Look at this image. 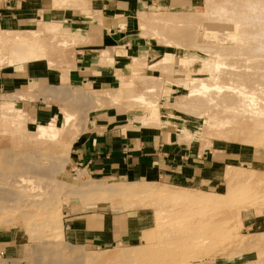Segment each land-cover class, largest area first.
Masks as SVG:
<instances>
[{"label":"rangeland","instance_id":"374dc122","mask_svg":"<svg viewBox=\"0 0 264 264\" xmlns=\"http://www.w3.org/2000/svg\"><path fill=\"white\" fill-rule=\"evenodd\" d=\"M4 1L6 0H0V8ZM159 1L155 7L143 12V17L139 16L140 12L134 14L133 23L135 36L143 47L142 49H148L154 58L159 57L161 54L163 57H167L165 58L166 62L161 66L159 63L162 59H158L161 60L156 64L155 70L151 67L156 72L169 75L168 80L158 82L159 85L154 90L156 92L154 94L155 98L160 95L158 96L159 99L157 98L155 101L159 100L157 102L169 105L170 107L168 106V108H170L174 116H167L166 110L164 108L161 109V112L166 115L161 118V124L168 122L176 129H180L182 142H187L193 148H200L202 152L211 151L212 156V145L221 146L223 152L214 153V161L217 162L216 164L219 163V166L212 167L207 181L196 182L190 186H166L159 183L139 184L113 179H96L84 175L85 173L80 176L82 172L75 170L70 163L66 166L65 173L61 179L64 181H76L77 178H81L82 181L80 180V183L84 182L85 186L80 187L82 192H76L77 195H75L76 193L74 194L73 190V194H71V190L68 188L64 192L62 189L65 187L59 186L58 189L56 187L58 183L56 185V182L38 177L35 182L41 188L37 190V194L42 197L40 199L43 203L41 201L34 202L33 206L31 205L32 207L29 206L26 209L27 211L25 209H18L19 211L15 209V211L12 208L4 212L0 211V264H34L32 259L33 252L35 251L36 253V249H41L43 246L42 240L49 236L51 240L47 242L49 244L47 246L48 250L60 253L67 261H75L78 258L77 256L84 254L86 260L84 259L82 264H135V259L128 261L122 256L124 254L123 251L132 253L133 250H146L151 247L161 248L162 245L165 247L167 243L169 249L167 247L164 249L162 246L163 249L161 251L158 249L160 252H156L157 250L155 249V253L156 255L160 253L162 256L161 252H164L163 254L165 255L167 250L166 255H169L170 258L165 255L168 259H159L157 264H264V136H262V133H264V92L260 91V93L263 92L261 94L258 91L256 92V94H259L256 97L258 98L257 108L263 114L261 116L250 115L251 113H248L247 108L244 106L234 105L233 103L238 94L230 90L232 97L229 94L230 92H228L229 89H227L228 93H224V95H227L224 97L230 95L231 98L228 97L225 104L221 101L223 98L222 94H218L216 91V96L220 95V99L218 98V103L222 104L220 106L206 107V105L208 106L207 100L212 93L206 98L201 97L205 101H202L199 97L200 102L188 99L184 102V98L190 94V90H196L200 86V82H194L192 78H206L208 79L207 83L218 84L222 87H225L224 84L227 87H232L235 83H240L244 92L252 89L259 80L261 82L264 80V72H260L264 70L263 68V70H260L261 67H264V53L261 52L263 38L259 37L258 30L260 29L256 26L248 28L247 22L250 14L248 4L251 0ZM29 2L28 5L23 4L21 6L23 8L28 7L34 1L30 0ZM46 3H51V6L43 9L39 15H43V12H50L52 15L46 17L44 21L35 22L33 27L16 28L12 26L11 22L7 26H3L0 20V37L4 43H1L0 51L15 49L18 52L17 56L10 57L15 62V65L35 60H46L47 63L48 60L53 61L55 63L52 65L56 67L47 64L48 68L56 71L59 69L58 72L53 73L62 77L67 76L74 69L72 64L73 59L76 58L75 50L77 47L90 42L88 34L79 25H94L98 23L103 26L106 25L109 17L102 11V0H51ZM234 19L239 20V22L237 23ZM33 31L42 32L41 37L38 36L36 38L30 35V32ZM65 33L74 36L76 38L75 43L66 48H61L59 44V48L56 47L57 42L61 41L60 38L62 39V35H65ZM16 35L19 36L20 41H29L31 48L28 49V47L19 45V43L16 46L9 45L11 42H18L16 41ZM50 35H55L58 37L56 40L59 39L60 41H56ZM54 42L55 44L52 45ZM142 49H140L141 53ZM121 51L118 53L120 56H126L129 59L141 58L138 53L135 56H128L126 51ZM141 53L140 55H142ZM216 55H219L220 58H216ZM19 56L27 57V60L17 61ZM103 57L104 55H102L103 65L115 67V61L112 57L108 56L110 58L108 60H104ZM173 57L185 59L186 66H177V63H174V65L171 61ZM215 61H220V63L224 64L223 69L229 70L228 72L225 71L230 77H236L234 82H230L231 86L228 80L227 84L224 81L226 79L221 77V71L224 73V70H219V73H215V78L220 76L221 79L219 80L222 81L223 78L224 84L218 82L219 80L217 82L212 80L209 74L205 75V73L200 74L198 72L202 70L204 63H213ZM144 64L146 65V63ZM3 66L1 69L10 67L7 64ZM258 67L260 68L259 70H257ZM142 70L146 71L145 66H142ZM211 73L212 71H210ZM115 74L122 75L119 72ZM130 74L126 81L121 80V84H119L120 82L115 83L112 88L103 90H97L91 86L71 89L68 86L59 87L52 85L45 91L39 88L38 92H40V95H35L29 99L39 101L40 98L44 97V100L50 103L49 107L52 109L54 118L47 120L46 123L34 124L28 119L26 112L21 109V106L17 105L16 101L26 99V96L18 95L11 98L0 96V109L7 102L12 103L14 109H16V114L13 117L3 115L0 111L1 141L14 143V145L18 141L23 143L22 145L25 148L22 149L20 144L21 149L18 150L19 144H17L15 146L17 151L26 149L29 151L38 150L37 152L44 155L42 157V164L44 165H48L45 158L46 155L54 157L60 155L64 160L70 162V146L75 141L71 142L69 139H72L75 134L80 136L83 132L81 127L82 125L85 127L86 123L84 122L85 114L77 109L80 107L79 104L75 105L70 100L71 96L63 93L66 91L65 89H69L72 92L85 91L88 95L95 92L100 94L102 91L116 93L123 97V101L114 103L109 98L100 99L102 107L98 110L116 108L119 113L128 114L135 125L159 129V123L152 122V118L148 117L144 110L138 107L137 103L135 104L134 99H130L131 96L133 98V95L136 96L145 92V88L141 86L140 82H136L133 79L131 72ZM141 75L146 76V72ZM180 78L186 79L185 82L187 81V84ZM176 79L178 81L180 79V81L177 82ZM52 82L56 84V82ZM258 83L261 84L260 82ZM129 84H132V86L130 87ZM190 84H192L191 89ZM171 85L175 86L176 89H171L169 87ZM235 87L236 85L230 89ZM53 89H60V93H54L51 91ZM223 90L222 93L225 92ZM174 94H176L175 98L169 101L167 96ZM101 95L104 96V93H101ZM128 97H130L128 100L125 99ZM195 98L197 99V97ZM179 104H182L183 109L180 108ZM212 112L217 114L216 120L220 122L223 119H228L229 124L224 128L212 129L208 121ZM21 113L23 118L19 122L16 117ZM64 113L75 115L76 121L70 126L67 125ZM146 118L150 120V123L141 124L140 121ZM52 123L56 128L54 130L48 128L47 130L57 134L58 138L48 140L46 147L40 145L44 147L43 149H40V146L36 148L38 143L34 146L35 142H33L34 144L32 143L33 145L27 142V138L37 135L39 125L48 126ZM216 127H220V125ZM183 130L189 133L186 134V138H184L186 135L182 136L181 132ZM66 133L68 136L65 135ZM195 133H197V136H191ZM22 140L24 141L21 142ZM27 143L30 145H27ZM96 184H102L106 187L108 185V188H113L116 192L109 193L107 191L97 192L91 190L90 188ZM42 186H45L43 187L44 189H42ZM48 188L49 190L46 191L45 189ZM68 190L70 191L69 194ZM49 191H51L50 196H52V192L56 191L54 193L55 199L51 197L54 200L47 196ZM57 192L58 196L56 195ZM60 192L61 194L64 192V194L61 195ZM163 193L164 195L185 194L188 195V198L186 200L170 201L165 199L166 197H164ZM46 198H49L50 202L48 199L44 201L49 202L51 206L48 203L46 205L43 201ZM40 204L42 207H40ZM20 210L24 212L22 213ZM86 216L94 224H99L100 226L104 217H108V222L111 220L110 222L114 226L116 237L118 239L123 238V243H120L121 240H119L118 244L101 248L93 245L88 240L84 241L83 238H80L78 242L77 240H72L71 238H77L75 235L70 238L69 235L71 230L74 229V224L76 226L78 224L82 225ZM53 223L54 225H52ZM35 225L37 228L42 227V225L44 227H40L41 229L39 228L40 230H38ZM24 226H28L26 227L27 229H24ZM60 226L62 229L59 230L58 227ZM45 227H50L49 231L47 228V234ZM60 231H62L61 238H56L57 240H55L54 237H51V235L55 236ZM196 233L199 234L197 235ZM256 237L262 239L257 240ZM53 238L54 241L52 240ZM254 239L255 242L260 241L259 243L261 244L256 242L257 245L253 246ZM159 244L161 245L160 247ZM169 244L174 245H171L172 249ZM247 246L250 247L247 248ZM246 248L247 251L245 250ZM119 253L122 255L120 256ZM61 255H57L56 259L63 263ZM164 255L162 258H165ZM143 262L140 263L148 264L149 261L147 263H145L146 261ZM150 262L149 264H154L153 261Z\"/></svg>","mask_w":264,"mask_h":264},{"label":"crops","instance_id":"0c3cea01","mask_svg":"<svg viewBox=\"0 0 264 264\" xmlns=\"http://www.w3.org/2000/svg\"><path fill=\"white\" fill-rule=\"evenodd\" d=\"M29 1H4L0 8L2 25L7 26L11 22L16 28L33 27L35 22L44 21L46 17L52 15L50 12L39 15L43 9L51 6V3H46L51 0H33L32 5L25 8L21 6L28 5ZM159 2V0H102V11L108 15V22L103 26L98 23L79 25L88 34L90 42L77 47L76 58L72 64L74 69L67 76L62 77L53 73L58 71L48 68L47 64L50 66L53 63L50 60L48 63L46 60H35L18 65L14 62L10 67L0 69V96H26L27 98L23 100L18 98L17 105L21 106L34 124L46 123L47 120L54 118L50 103L46 102L44 97L39 101L29 99L40 95L39 88L43 91L52 85L68 86L71 89L85 86L97 90L112 88V85L119 83L122 78L126 81L131 75L127 70L130 59L120 56L118 53L121 50L126 51L128 56H135L138 53L141 58L146 57V75L167 81L169 75L151 69L163 55L154 58L148 49H142L135 36L133 23L134 14L146 12ZM104 51L114 59L115 67L102 64ZM159 58L161 59L158 60ZM18 60H27V57L19 56ZM116 72L122 76H116ZM169 87L176 89L172 85ZM59 90L51 91L55 93ZM176 94L167 96V99L169 101L174 99ZM133 123L128 114H121L116 108L90 112L84 131L70 146L71 166L91 178L139 184L159 183L166 186H190L196 182L207 181L212 167L219 166V163L216 164L214 161V153L223 152L221 146L212 145V156L211 151L202 152V149L193 148L187 142H182L180 129H176L168 122L160 123L159 129ZM107 218L104 217L100 226L86 216L82 225L74 224V229L69 234L70 238L75 235L77 238H71L72 240L78 242L83 238L84 241L88 240L101 248L118 244L119 240L123 243V238L116 237L114 226Z\"/></svg>","mask_w":264,"mask_h":264},{"label":"bare ground","instance_id":"6f19581e","mask_svg":"<svg viewBox=\"0 0 264 264\" xmlns=\"http://www.w3.org/2000/svg\"><path fill=\"white\" fill-rule=\"evenodd\" d=\"M248 7H249V10H250V14H249V16H248V18H247V22H248V25H249V27L248 28H253L254 26H256L257 28H259L260 30H258V33H259V37L260 38H263V45H262V51L261 52H263L264 53V0H251L250 1V3L248 4ZM140 17H143L144 16V13L143 12H140V15H139ZM234 21H237V23L239 22V20H235L234 19ZM30 35H32V36H34V37H38V36H40L41 37V35H42V32H40V31H33V32H30ZM51 36V35H50ZM54 36V37H53ZM53 36H51L53 39H55L56 40V38H58V37H56L55 35H53ZM63 37H62V39L60 38V40L59 39H57L56 41H60L59 43L57 42V46L56 47H58L59 48V46L61 47V48H66L67 46H70L71 44H73V43H75V41H76V38L74 37V36H72V35H69V34H66L65 33V35H62ZM16 37H17V39H16V41H18V42H16V43H13V42H11V43H9V45H11L12 44V46H16V45H18V43H19V45L21 44L22 46H24V47H28V49H30L31 48V43H29V41H20V38H18L19 36H17L16 35ZM50 38V37H49ZM47 39V38H46ZM55 40H53V41H55ZM52 41V42H53ZM39 42H41V41H39ZM1 43L2 44H4L3 43V41L1 40V37H0V45H1ZM50 43V42H49ZM53 44H55V42L54 43H52V45ZM58 44H59V46H58ZM50 46H51V43H50ZM122 51H124V50H122ZM121 51V52H122ZM120 53V52H119ZM125 53V52H124ZM124 53H122V54H124ZM259 54H261L260 52H258ZM17 54H18V52L14 49V50H9V51H5V50H1L0 51V69L2 68V66L3 65H8V66H11V65H13L14 64V61H12L11 60V58L10 57H14V56H17ZM102 54H103V52H102ZM104 57H103V59L104 60H108V59H110L108 56H109V54L108 53H105V51H104ZM124 55H126V54H124ZM191 57V56H190ZM165 58H167V57H163L162 58V61L159 63L160 64V66L164 63V62H166L165 61ZM209 58V57H208ZM216 58H220L219 57V55H216ZM147 58L146 57H143V58H134V59H131L130 58V60H131V63L128 65V70L132 73V75H133V79H135V81L136 82H140V84H141V86H143V88H145V92L143 93V94H139V95H133V98H132V96H131V98L130 97H128V98H125V99H134V102H135V104L137 103V105H138V107H140L142 110H144V112L148 115V117H150V118H152V122H158L159 124L161 123V118L164 116H169V117H174L173 116V113H172V111L170 110V108H168V106L169 105H166V104H163V103H161V102H157V101H159V100H157V101H155L157 98L159 99V97L158 96H160V95H158L157 96V98H155L154 96V94L156 93L154 90L155 89H157V85H159L158 84V82L160 83V81H161V79H157V78H153V77H149V76H142L141 74H145V72L146 71H144V70H142V66H145V64L144 63H146V60ZM172 61V63L174 64H176L177 63V66H186V60L185 59H178V58H174L173 57V59L171 60ZM54 63V62H53ZM53 63H51V66L53 67L54 65H52ZM142 64H144V65H142ZM174 64V65H175ZM142 65V66H141ZM223 65L224 64H222V63H220V61H215V62H213V63H208V62H206V63H204V66H203V68H202V70L201 71H198L200 74H204L205 73V75H208L209 74V76L211 77V79L212 80H214V81H216L217 82V80H219V79H221V77H223V78H225L226 80H224V81H226V83H227V80H228V83H230L231 81H235L236 80V77L235 76H229V74L228 73H226V71L228 72L229 70H226V69H223L224 67H223ZM155 66L156 65H154V66H152V69L154 68V70H155ZM229 66V65H228ZM4 67V66H3ZM54 67H56V66H54ZM260 67V66H259ZM258 67V69L257 70H259L260 68ZM63 68V67H62ZM61 68V69H62ZM160 68V67H159ZM225 68H227V67H225ZM229 68H230V66H229ZM228 68V69H229ZM264 69V67H261V69L260 70H263ZM157 69V68H156ZM114 70H116V69H114ZM221 70H224V73H222L223 71H221V77L220 76H216V78H215V73L217 72V73H219ZM226 70V71H225ZM58 71H59V69H58ZM117 71V70H116ZM210 71H212V73L210 74ZM219 71V72H218ZM122 72V71H121ZM260 72H264V70L263 71H260ZM259 72V73H260ZM176 74V73H175ZM178 74V73H177ZM180 75H181V73H180ZM183 75V74H182ZM218 75V74H217ZM116 76H118V77H121V76H119V75H116ZM179 76V75H178ZM204 76V75H203ZM223 78H222V81H218V82H222L223 83ZM229 78V79H228ZM120 79V78H119ZM123 79V78H122ZM121 79V80H122ZM137 79V80H136ZM180 79H182V78H180ZM180 79H179V81H180ZM191 79V78H190ZM121 80L119 81L120 83L119 84H121ZM183 80V79H182ZM186 80V79H185ZM185 80H183V82L185 83V84H187L186 82H185ZM192 80L194 81V82H200V86L198 85V83H197V85L199 86L198 87V89H191V85L192 84H190V89L192 90H190V94L189 95H187V97L186 98H184V102H185V100H191V101H199V97H200V99H201V97L202 98H206L210 93H212V97L210 96L209 98H208V106L206 105V107H209V106H212L213 107V105H216V106H220V105H222V104H219L218 103V101H219V97H220V95H217L216 96V94H217V92H218V94H222V96H223V98L221 99V101H223V103L225 104L226 103V99H228V97H230L231 98V96L230 95H228V97H224V96H227V95H224V93H226L227 92V89H229V91L228 92H230V90L232 91H234V92H236V94H238V96L236 97V100L234 101V105H237V106H244L245 108H247V112L248 113H251L250 115H255V116H261V114H262V111L260 110V109H258L257 107V105H258V98L256 97V95L257 96H259V94H261V93H263L264 92V80L261 82L260 80L258 81V82H260L261 84H259L258 82H257V85H254V87H252V89H250L248 92H244L243 91V89L241 88V86H240V83H235V85H236V87L235 88H233V89H230V88H232V87H234L235 85H233L232 87H227L226 86V84H224L225 85V87H222V86H219L218 84H210V83H207L206 81H208V79H204V78H192ZM124 81V80H123ZM176 81L177 82H179L177 79H176ZM176 81H174V82H176ZM182 82V83H183ZM188 82H189V79H188ZM227 83V84H228ZM161 86V85H160ZM230 86H231V83H230ZM159 87V86H158ZM187 87H188V85H187ZM227 87V88H226ZM225 88H226V90H225ZM263 88V89H262ZM118 89H120V88H118ZM224 89V90H223ZM66 91H64L63 93L65 94V93H67V94H69L71 97H70V100H72L73 102H74V104L76 105V104H79V108H77V109H79L78 111L79 112H83L84 114H85V120L87 119V116H88V114L91 112V111H94V110H98V109H100L101 107H102V105H101V103H100V99L101 100H105V99H112V101L114 102V103H118V102H120V101H123V97H120L118 94H116V93H113V92H111V91H102L101 93H104V96H102L101 95V93L99 94L98 92L96 93H90L89 95L87 94V93H85V91L83 92V91H79V92H72V91H70L69 89H65ZM164 90V89H163ZM194 90V91H193ZM222 90L223 91H225V92H223L222 93ZM217 91V92H216ZM258 91V93L256 94V92ZM260 91H263V92H261L260 93ZM167 92V91H166ZM213 92H214V94H213ZM227 92V93H228ZM55 93H60V91H57V92H55ZM169 93V92H168ZM216 93V94H215ZM151 94H153V95H151ZM229 94H231V92L229 93ZM149 95V96H148ZM215 97H214V96ZM232 95V94H231ZM135 96V97H134ZM12 96H9L8 98H11ZM153 97H154V99H153ZM185 97V96H184ZM195 97H197V99L195 98ZM217 97V98H216ZM232 97H233V95H232ZM260 97H262V96H260ZM178 98V97H177ZM196 99V100H194V99ZM219 98V99H218ZM124 99V100H125ZM179 99V98H178ZM193 99V100H192ZM126 100V101H127ZM181 100V99H180ZM202 101H205V100H203V99H201ZM8 101V100H7ZM65 101H66V99H65ZM129 101H131V100H129ZM182 101H183V99H182ZM200 102V101H199ZM205 103H207V102H205ZM181 107L180 108H182L183 109V107H182V104H179ZM170 107V106H169ZM172 107V106H171ZM194 107H196V106H194ZM165 109L166 110V115L165 114H163L162 112H161V109ZM200 109V108H199ZM249 109V110H248ZM175 110H176V108H175ZM209 110V109H208ZM207 110V111H208ZM0 111H1V114H5L6 116H8V115H10V116H14L15 114H16V109H14V107H13V105H12V103H9V102H7V103H4L3 105H2V107H1V109H0ZM192 111V110H191ZM210 111V110H209ZM10 112H12V113H10ZM197 112V111H196ZM214 112V111H213ZM212 112V115H210L209 116V126L213 129V128H224L226 125H228L229 124V121H228V119H223V121H218V120H216L217 119V114H215V113H213ZM217 113V112H216ZM65 114V123L67 124V125H71L73 122H75L76 120H75V115H72V114H70V113H64ZM205 115V114H204ZM263 115V114H262ZM17 119H18V121L19 122H21V120L20 119H22L23 118V114L21 113V114H19V115H17V117H16ZM76 119H77V117H76ZM84 120V122L86 123V121ZM78 121V120H77ZM150 120H148L147 118L146 119H144V120H142V121H140V123L141 124H147V123H150L149 122ZM83 122V121H82ZM77 125V124H76ZM217 125H220V127H216ZM51 129V130H54V128H56L55 126H54V124L52 123V124H50V125H48V126H41V125H39V132L38 133H36L37 135L35 136V137H32V138H27L26 140H27V142H29L31 145H33L34 143L33 142H35V144H34V146H36V143H38L37 144V146H36V148H38L40 145H42V146H44V147H46L47 146V143L46 142H48V140H50V139H56V138H58V135L57 134H55L54 132H51V130H47V129ZM84 125H82V127H81V130L82 131H84ZM79 133V132H78ZM182 136H185L186 134H189L188 132H186L185 130H183L182 132ZM75 134V133H74ZM66 136H68L67 135V133L65 134ZM73 135V134H72ZM71 135V136H72ZM76 135H78V134H75L74 135V137L72 136V139H69L71 142H74L76 139H77V137L79 136H76ZM191 135V134H190ZM189 135V136H190ZM191 136H193V137H195V136H197V133H195V134H192ZM190 136V137H191ZM262 136H264V133H262ZM187 137V135L184 137V138H186ZM18 141V140H17ZM24 140H22L21 142H23ZM201 141V140H200ZM14 142V141H13ZM29 143H27V145H30ZM33 143V144H32ZM17 144H19L18 145V150L19 149H21L20 148V144L22 145L23 143H19V141H18V143H16L15 145H14V143H8V142H3V141H1V139H0V211H6V210H8V209H16V210H18V209H28L29 208V206H33V204H34V202H38V201H41V199L40 198H42V197H39L38 196V194H37V190H39L40 188H39V186H38V184L35 182V179L36 178H38V177H42L44 180H50L51 182H56V185H57V183H58V185L56 186V187H58V189H59V186L60 187H65V188H60V189H62V190H64V192H65V189H69V190H71V194H73L72 193V190H73V192H74V194L76 193V192H78V191H80V187H82V186H85V183L83 182V183H80L82 180H81V178L79 179V178H77L76 179V181H74V180H71V181H64V180H62L61 178L63 177V174L65 173V170H66V166L68 165V164H70V162L69 161H67V160H64L62 157H60V155H57V157H54V156H52V155H46L45 156V158H46V160H47V163H48V165H44V164H42V157H44V155H42L41 153H39V152H37L36 150L35 151H29L28 149H26V150H24V151H17L16 149V147L15 146H17ZM24 145H25V143H24ZM26 146V145H25ZM42 146H40L39 148L41 149H43L44 147H42ZM22 147V149L23 148H25V147H23V145L21 146ZM27 147V146H26ZM44 158V159H45ZM46 160H44V161H46ZM77 175H78V173H77ZM81 175H83V172L80 174V176ZM85 175V174H84ZM45 177V178H44ZM83 178V177H82ZM81 180V181H80ZM48 185H50L49 183H48ZM53 186H54V184H53ZM53 186H52V188H53ZM92 186V185H91ZM90 186V187H91ZM109 186H111V185H109ZM43 187H45V186H42V189H44ZM47 187H49V186H47ZM55 187V186H54ZM41 189V190H42ZM91 190H93V191H97V192H102V191H107V192H109V193H114V192H116V190L115 189H113V188H108V185H107V187L106 186H104V185H102V184H96V185H94V186H92V188H90ZM89 189V190H90ZM46 191L47 190H49V188L48 189H45ZM44 190V191H45ZM50 190H51V187H50ZM68 190V194H69V191ZM88 190V189H87ZM45 191V192H46ZM52 191V190H51ZM51 191H49V194L47 193V196H50L51 195ZM85 191V190H84ZM41 192V191H40ZM44 192V193H45ZM56 191H54V192H52V196H50L49 198L50 199H52V198H54V193H55ZM62 192V191H61ZM61 192H60V194H61ZM64 192L61 194V195H63L64 194ZM66 192H67V190H66ZM80 192H82V191H80ZM85 192H87V191H85ZM90 192V191H89ZM159 192V191H158ZM37 194V195H36ZM70 194V195H71ZM78 194H80V193H78ZM130 194V193H129ZM159 194H161V193H159ZM57 196H58V192H57V194H56ZM65 195H66V193H65ZM75 195H77V193L75 194ZM163 195H164V193H163ZM79 196V195H78ZM188 195H183V194H176V193H174V194H169V195H164V197H166L165 199L166 200H170V201H174V200H186L188 197H187ZM39 197V198H38ZM52 197V198H51ZM56 197V196H55ZM37 198H38V200H37ZM49 198H46V199H43V201L44 200H46L47 201V199H48V201L50 202V200H49ZM36 199V200H35ZM55 199V198H54ZM54 199H52V200H54ZM188 201V200H187ZM220 201V200H219ZM218 201V202H219ZM42 202V201H41ZM40 202V203H41ZM45 202V201H44ZM49 202H45V204L46 203H48L49 204ZM56 202H57V199H56ZM189 202V201H188ZM43 203V202H42ZM189 203H191V202H189ZM35 204H37V203H35ZM45 204H42V205H45ZM47 205V204H46ZM45 205V206H46ZM50 205V204H49ZM31 206V207H32ZM36 206V205H35ZM51 206V205H50ZM38 207H39V205H38ZM40 207H42L41 206V204H40ZM49 207V206H48ZM44 208H46V207H44ZM43 208V209H44ZM47 209V208H46ZM54 209V208H53ZM13 210V211H14ZM15 210V211H16ZM49 210V209H48ZM19 211V210H18ZM27 211V210H26ZM31 212H32V210H30ZM36 211V210H35ZM39 211H41V210H39ZM45 211V210H44ZM2 212V213H3ZM20 212H22L21 210H20ZM24 212V211H23ZM22 212V213H23ZM29 212V211H28ZM56 212H57V210H56ZM15 213V212H14ZM9 214V213H8ZM26 215V214H25ZM31 215V214H30ZM27 216V215H26ZM40 217V216H39ZM42 217V216H41ZM31 218V217H30ZM32 218H33V215H32ZM31 218V219H32ZM47 218V217H46ZM20 219V218H19ZM30 219V220H31ZM29 221V220H28ZM57 221V220H56ZM26 222V221H25ZM53 222V221H52ZM29 223V222H28ZM50 223V222H49ZM26 225V224H25ZM47 225V224H46ZM52 225H54V223L52 224ZM31 226H34V225H31ZM30 226V227H31ZM36 226V225H35ZM40 226V225H39ZM44 226H45V224H44ZM43 225H42V227L41 228H43L44 227ZM25 227V226H24ZM26 227H28V226H26ZM24 228V229H27V228ZM39 227V228H40ZM51 227V226H50ZM49 227V228H50ZM55 227V226H54ZM36 229H38V230H40L39 228H37V226L35 227ZM34 228V229H35ZM47 228L48 227H45L44 229H46V231H47ZM48 228V231L50 230ZM59 228V230L60 229H62V227L60 226V227H58ZM43 229V230H44ZM33 230V229H32ZM37 230V231H38ZM48 231L46 232V234L48 233ZM49 233H51V232H49ZM32 234H33V232H32ZM44 234H45V230H44ZM51 234H53V233H51ZM197 234V233H196ZM199 234V233H198ZM197 234V235H198ZM263 235V234H262ZM258 236V235H257ZM261 236V235H260ZM51 237H54L55 238V240H57L56 238H61L62 237V231H60L59 233H56V235L55 236H52L51 235ZM262 238H263V236H261ZM47 238V239H46ZM44 240H42V242L41 243H43V246H42V248L41 249H36V253H35V251L33 252V254H32V256H33V258L31 257V256H28V257H30V258H32L33 259V262H34V264H82L83 262V260L85 259L86 260V258H85V255L83 254V255H80V256H77L78 258H77V260L75 259V261L73 260V261H67L66 260V258L63 256V255H61L60 253H58V252H55V251H52V250H48L47 249V246L49 245L47 242H49V240H51V238H50V236L49 237H46ZM48 238H50V239H48ZM54 238L52 239L53 241H54ZM194 238H195V236H194ZM257 238V237H256ZM262 238H257V240L258 239H262ZM253 240V239H252ZM44 241V242H43ZM175 241V240H174ZM55 242H57V241H55ZM166 242V241H165ZM170 242V241H169ZM178 242H180L179 240H178ZM252 242V241H251ZM254 244H252L253 246L256 244L257 245V243L258 244H261V243H259L260 241H256L255 242V239H254ZM262 242V241H261ZM264 242V241H263ZM54 243V242H53ZM163 243V242H162ZM161 244V243H160ZM159 244V247L162 245H160ZM166 244V243H165ZM170 245V248H171V245L172 244H169ZM247 245H249V244H247ZM252 245H251V247H252ZM163 246V248L164 249H166L165 247H167L168 249H169V247H168V243L166 244V246L164 247V245H162ZM162 246H161V248H148V249H146V250H133L132 251V253L130 252V253H128V252H126V254H125V252L123 251V255L121 254V253H119V255L121 256H123L125 259H127L128 261L129 260H131V259H135L134 261H136L135 262V264H141L143 261H146L145 263H147V261H153L154 262V264L156 263H158V260L159 259H166L167 257L168 258H170L169 257V255L167 256L166 255V251H165V255L167 256H165L163 253L164 252H161L162 253V256L164 255L165 256V258L163 257L162 258V256L160 255V253L159 254H157L156 255V253H155V251L156 252H160L163 248H162ZM172 246H174V245H172ZM180 246V245H179ZM182 246V245H181ZM187 246V245H186ZM157 247H158V245H157ZM250 247V246H249ZM248 246H247V248H249ZM144 248V247H143ZM173 248V247H172ZM171 248V249H172ZM184 248V247H183ZM236 248V247H235ZM234 248V249H235ZM247 248L245 249L246 251H247ZM156 249V250H155ZM158 249H160V251L158 250ZM171 249H170V251H171ZM185 249V248H184ZM186 250V249H185ZM244 250V249H243ZM135 251V252H134ZM169 251V250H168ZM169 251V252H170ZM250 251V250H249ZM36 254H37V256H36ZM172 254V253H171ZM57 255H61L62 256V259H63V263L62 262H59V261H57V259H56V256ZM37 258H36V257ZM176 256V255H175ZM174 257V256H173ZM120 258H122V257H120ZM119 258V259H120ZM167 258V259H168ZM93 259V258H92ZM91 259V260H92ZM27 260V259H26ZM98 260V259H97ZM102 260H103V258H102ZM30 261V260H29ZM123 261V260H122ZM27 262V261H26ZM141 262V263H140ZM149 262H148V264H149ZM150 262V263H151ZM2 263V262H1ZM9 263H11V262H9ZM144 263V262H143ZM179 263V262H178ZM12 264V263H11ZM109 264V263H108ZM111 264V263H110ZM123 264V263H122ZM152 264V263H151ZM258 264H261V263H258Z\"/></svg>","mask_w":264,"mask_h":264}]
</instances>
